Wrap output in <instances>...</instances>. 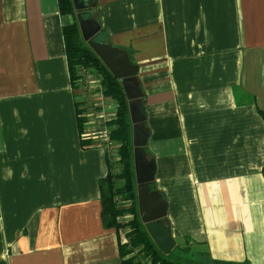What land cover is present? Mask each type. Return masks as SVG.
Returning <instances> with one entry per match:
<instances>
[{
    "label": "crops",
    "instance_id": "obj_1",
    "mask_svg": "<svg viewBox=\"0 0 264 264\" xmlns=\"http://www.w3.org/2000/svg\"><path fill=\"white\" fill-rule=\"evenodd\" d=\"M95 3L100 41L138 66L149 188L174 246L264 264V0ZM71 22L57 0H0V264H121L99 190L116 103L71 80Z\"/></svg>",
    "mask_w": 264,
    "mask_h": 264
},
{
    "label": "trees",
    "instance_id": "obj_2",
    "mask_svg": "<svg viewBox=\"0 0 264 264\" xmlns=\"http://www.w3.org/2000/svg\"><path fill=\"white\" fill-rule=\"evenodd\" d=\"M90 2V8L78 11L73 8L71 0H57L59 13L73 17V22L63 25L61 29L71 80L75 83L79 79L80 70H94L99 76L102 94L116 103L115 115L112 119L106 121L105 125L108 128V139L117 145L120 170L117 173L109 171L104 178L99 180L102 223L106 228L115 227L117 230H124L128 243L120 244L121 264H143L133 255V251L137 248L143 257L150 258V264H180L178 260L169 259V254L164 255L157 249L140 220L137 209L132 125L129 117L128 101L119 80L108 71L83 40L78 25V14L81 18L92 17L98 21V9L95 0H90ZM129 59L133 63L130 57ZM259 112L264 117L262 112ZM83 121V119H78L80 130L82 129ZM261 171L264 176V166ZM119 181L122 182L121 185L118 184ZM115 198H118V201ZM119 202L127 203L128 206L118 205ZM126 213L131 214V218L126 222L121 221V217ZM209 264L249 263L209 260Z\"/></svg>",
    "mask_w": 264,
    "mask_h": 264
},
{
    "label": "water",
    "instance_id": "obj_3",
    "mask_svg": "<svg viewBox=\"0 0 264 264\" xmlns=\"http://www.w3.org/2000/svg\"><path fill=\"white\" fill-rule=\"evenodd\" d=\"M71 1L73 8L78 11L91 7L90 0ZM77 20L83 40L108 71L119 80L128 101L139 217L155 246L167 255L174 246V241L170 237V232L162 224V219L166 214V202L160 194L152 195L149 188V183L154 180L156 166L154 159H148L145 152L148 135L143 127L145 117L140 101L142 91L135 79L138 66L130 62L129 55L124 49L94 39L100 31V24L97 20L91 17L81 18L79 14Z\"/></svg>",
    "mask_w": 264,
    "mask_h": 264
},
{
    "label": "rangeland",
    "instance_id": "obj_4",
    "mask_svg": "<svg viewBox=\"0 0 264 264\" xmlns=\"http://www.w3.org/2000/svg\"><path fill=\"white\" fill-rule=\"evenodd\" d=\"M94 39L96 41H100L101 40V36H100L99 32L94 36ZM98 79H99V76L96 74V72L94 70H92V69H88L87 75H85V77H84L82 82L85 84L84 87L86 89H91V91H94V90L97 91V90H101L100 87L99 86L93 87V85L97 84V82L95 83V81L98 80ZM88 85H90L92 88L89 87ZM90 108L95 110V106H94L93 103H91ZM110 151L112 153V157H111L112 169H111V172L112 173H117L120 170V166L118 164L119 155L117 153V145H116V148L114 150H110ZM121 183H122L121 181L118 182L119 185H121ZM115 200L118 201V198H115ZM118 205H123V203L119 202ZM120 220L124 221V222L127 221L124 218L120 219ZM122 232H123L122 233L123 234V243H128V240H127V238L124 235V230L123 229H122ZM168 254H169V259L174 260V261L178 260V262L180 264H209V260L206 259L205 257L196 256L195 254H192L191 252H188L187 250L185 251V250L180 249L178 241H176V246H174V248H172L171 252H169ZM133 255L141 263L150 264V258L149 257H143L141 255V253L139 252L138 248L133 251Z\"/></svg>",
    "mask_w": 264,
    "mask_h": 264
},
{
    "label": "built area",
    "instance_id": "obj_5",
    "mask_svg": "<svg viewBox=\"0 0 264 264\" xmlns=\"http://www.w3.org/2000/svg\"><path fill=\"white\" fill-rule=\"evenodd\" d=\"M87 71L88 70H80V77H79V82L80 83H82L83 85H85L82 81H83V79H84V77H85V75H87ZM90 82V81H89ZM89 87H90V85H88ZM97 86H99L100 87V89H101V85H100V81H99V79L97 80ZM84 87V86H83ZM82 87V89H83V93H84V95H88L89 96V89H84ZM91 93V92H90ZM102 136L100 135V140H102L105 144H106V146L110 149V150H114L115 148H116V144L115 143H112L109 139H108V136H107V134H108V131L107 130H103L102 131Z\"/></svg>",
    "mask_w": 264,
    "mask_h": 264
}]
</instances>
